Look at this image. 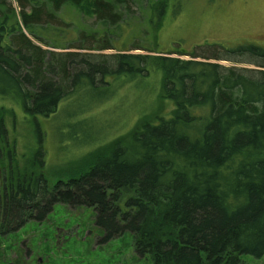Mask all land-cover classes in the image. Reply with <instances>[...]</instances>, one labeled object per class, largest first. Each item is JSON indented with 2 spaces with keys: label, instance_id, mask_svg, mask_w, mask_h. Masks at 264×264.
I'll list each match as a JSON object with an SVG mask.
<instances>
[{
  "label": "trees",
  "instance_id": "1",
  "mask_svg": "<svg viewBox=\"0 0 264 264\" xmlns=\"http://www.w3.org/2000/svg\"><path fill=\"white\" fill-rule=\"evenodd\" d=\"M171 1L150 2L145 20L132 24L142 0H17L20 10L0 0V102L14 98L38 132V116L61 112L85 86L107 97L130 82L148 92L157 79L152 110L55 183L44 172L43 147L18 161L7 126L15 111L1 103L0 235L64 203L93 207L105 240L130 231L135 252L155 264L264 256V45L205 42L187 50L181 39L162 49ZM68 6L97 26L63 19ZM136 25L139 32L125 35Z\"/></svg>",
  "mask_w": 264,
  "mask_h": 264
},
{
  "label": "rangeland",
  "instance_id": "2",
  "mask_svg": "<svg viewBox=\"0 0 264 264\" xmlns=\"http://www.w3.org/2000/svg\"><path fill=\"white\" fill-rule=\"evenodd\" d=\"M10 1L20 10L17 0ZM153 1L142 0L143 12L134 8L130 16L132 24L137 19L145 20L143 16L149 15ZM181 1L184 3L181 9L175 0L166 11L160 33L162 49L172 48L173 42L181 39L187 50L205 42L231 46L251 41L264 45V0ZM61 16L81 27L97 26L95 17L79 13L72 6L66 7ZM141 27H131L125 35L131 37ZM75 36L70 33L68 38L72 40ZM133 52L144 53L140 49ZM221 63L231 64L225 60ZM155 81L156 76L150 80L149 94L146 89L136 91L131 82L119 86L115 94L107 97L103 88L85 86L61 104V112L51 117H37L41 133L36 130V121L14 98H8L5 104L0 102V106L3 103L15 111L7 116V126L11 138L16 140L18 161L26 164L43 147V169L50 182L55 183L59 177L67 179L74 168L91 162L101 148L126 134L140 116L139 112L152 110L157 100ZM151 89L156 91L152 93ZM169 108L167 105L165 110ZM3 171L0 163V179ZM95 220L93 207L56 204L43 221L32 220L16 232L0 235V264H155L150 256L141 257L135 252L130 231L105 240V231ZM240 264H264V256L244 254Z\"/></svg>",
  "mask_w": 264,
  "mask_h": 264
}]
</instances>
